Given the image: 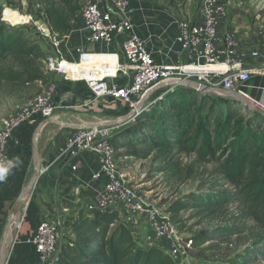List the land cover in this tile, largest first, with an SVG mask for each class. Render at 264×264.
<instances>
[{
    "label": "trees",
    "instance_id": "1",
    "mask_svg": "<svg viewBox=\"0 0 264 264\" xmlns=\"http://www.w3.org/2000/svg\"><path fill=\"white\" fill-rule=\"evenodd\" d=\"M88 1L44 0L51 35L64 37L77 30ZM54 54V47L48 52L34 37L0 20L2 82L19 90L41 84L45 62ZM6 60L10 67L3 65ZM157 104L115 132L125 143L114 148H132L125 156L139 159L159 151L171 157L173 169L182 167L184 158L195 157L186 166L188 179L197 164L218 165L210 173L217 181L204 182L198 193L168 205L167 214L173 220L187 211L191 220L218 223L195 236L188 251L193 264H264V116L244 112L224 96L182 87ZM71 235L50 264H175L158 247L142 248L117 212L81 215Z\"/></svg>",
    "mask_w": 264,
    "mask_h": 264
},
{
    "label": "built area",
    "instance_id": "2",
    "mask_svg": "<svg viewBox=\"0 0 264 264\" xmlns=\"http://www.w3.org/2000/svg\"><path fill=\"white\" fill-rule=\"evenodd\" d=\"M230 11L231 5L226 1L203 0V20L179 22L176 37L182 52L191 58L194 56L195 60L182 64L178 59L169 65L158 64L145 40L138 34L130 0L88 1L79 14V28L70 32L81 39L73 53L79 62L63 57L64 38L51 35L44 16L43 31L50 39L55 54L45 62L46 77L39 94L0 126V162L7 161L10 142L15 134L36 115L46 120L57 118V78L84 83L97 100H118L132 110L149 92L167 82L192 81L212 89L241 94V89L250 83L253 74L264 75V62L259 69H245L235 62L237 43L229 33L223 40L225 50L221 52L217 49L219 29L228 22ZM114 47L115 53L109 52ZM253 56L259 55L254 53ZM84 58L87 59L84 61ZM95 58H112L117 63L108 62L97 69H88L84 64H96ZM117 74L124 80L121 88L110 81ZM154 105L146 110H151ZM120 128L119 125L90 124L73 130L65 142V155L72 160L86 155L97 164L98 169L92 179L100 186L93 193L92 201L98 211L117 212L135 239L142 236L145 240V231H141L144 229L151 234L153 246L168 254L175 264L189 263L188 251L193 246V240L183 241L177 224L169 214L149 201L143 191L131 186L120 173L113 145L115 132ZM61 235L60 222L47 218L26 243L34 247L41 264H50L58 254Z\"/></svg>",
    "mask_w": 264,
    "mask_h": 264
},
{
    "label": "crops",
    "instance_id": "3",
    "mask_svg": "<svg viewBox=\"0 0 264 264\" xmlns=\"http://www.w3.org/2000/svg\"><path fill=\"white\" fill-rule=\"evenodd\" d=\"M133 19L138 34L145 40L149 51L158 64L169 65L180 59L188 64L195 57L183 53L176 42L178 23L183 20L202 21L203 0H130ZM231 5L229 20L219 29V51L225 50L223 42L226 34H231L237 43L235 62L245 69H259L264 62V32L260 25L251 24L249 16L251 7L247 0H218ZM78 36L69 33L64 36L65 48L62 52L67 60L76 61L73 54L80 44ZM114 47L109 52L115 53ZM106 52V50L104 51ZM108 52V51H107ZM258 53V57L253 54ZM109 63L117 60L109 58ZM59 94L56 101L58 116L55 122L46 123L41 115L19 130L10 142L7 160L18 159L19 167L15 168L6 182L0 184V249L6 239L10 245L8 255L1 264H41L34 247L26 243L36 231L39 224L47 219L74 223L81 215L93 217L96 209L92 195L99 188V183L92 176L98 166L95 161L84 155L76 160L65 155V142L75 127L85 125H110L127 117L133 110L121 101L114 99H96L87 85L64 78H57ZM110 81L121 88L124 80L120 74ZM167 90H160L154 96L157 103L165 96ZM241 94L249 101L264 109V75L253 74L250 83L241 89ZM147 96V95H146ZM149 99L146 102L149 104ZM149 111V110H148ZM63 124V125H61ZM129 123H119L121 127ZM64 125H68L66 127ZM39 136L40 180L33 193L27 197L20 210V222L14 236L7 235L12 208L20 197L27 181L34 172L35 160L33 148ZM33 175V173H32ZM27 183V184H26ZM151 193V192H150ZM143 240L138 244L149 250L153 246L150 233H143ZM7 235V237H6Z\"/></svg>",
    "mask_w": 264,
    "mask_h": 264
},
{
    "label": "rangeland",
    "instance_id": "4",
    "mask_svg": "<svg viewBox=\"0 0 264 264\" xmlns=\"http://www.w3.org/2000/svg\"><path fill=\"white\" fill-rule=\"evenodd\" d=\"M247 1L251 7V13L249 16L250 23L252 25H260L264 32V0ZM0 14L1 22L7 24L13 29H20L28 35H31L40 44L42 49L48 50V52L53 51V45L43 31L45 30L43 25V18L45 16L44 0H0ZM77 62L79 61L77 60ZM11 64L10 60H6L3 65L10 67ZM84 65L88 66V69H97L99 67L97 64H91V66ZM44 73H46V69H44ZM13 87L14 86L6 84L0 80V126L20 107L31 102L41 91L42 85L38 84L33 88L27 87L20 90ZM155 94L156 93H154V95ZM245 98L247 97L245 96ZM148 99L149 104L146 106L147 109L151 105H154L153 103L157 98L149 95ZM157 105L156 102L152 108H156ZM240 106L244 112L254 113V111L248 109L244 105ZM146 108H143V113L148 111ZM132 124L129 123L128 125L130 126ZM124 139V137L116 135L113 140L114 146L115 143H121V145L124 144ZM115 150L117 161L119 163V171L124 175L126 181L134 188L143 191L147 195L149 201L157 204L166 213L167 209H169L168 205L173 204L175 201L186 195L198 193L199 188L204 185L202 183L217 181L219 179L215 176L210 177V173L216 169L218 165L199 164H197L198 166L195 167L191 174L192 176L188 179V176H186V166H189L190 163L194 162L195 157L184 158L182 160L183 166L173 169L171 167V157L164 156L159 151H153L151 156L147 159H139L125 156L127 153L134 150L132 148L121 147L118 151L116 148ZM177 163H180L179 160H177ZM164 169H166L165 172H163ZM32 173L33 172H31L27 183L30 181ZM26 200L27 197L24 199L21 207H24ZM191 214L192 212L182 211L177 219L173 218L178 226V231L182 236L183 241L194 240L195 236L199 233L213 229L218 224L217 222L201 220L199 218L191 220L189 219ZM169 216L171 217V215ZM180 221L184 222L180 223ZM60 224L61 234L63 235V237L61 235L60 243H66L67 240H70L73 237L71 235V226L73 223L61 221ZM141 231H145L146 233V230L144 229ZM136 239L141 243L144 237L136 236ZM145 244H147L146 240ZM186 264L193 263L190 261Z\"/></svg>",
    "mask_w": 264,
    "mask_h": 264
},
{
    "label": "water",
    "instance_id": "5",
    "mask_svg": "<svg viewBox=\"0 0 264 264\" xmlns=\"http://www.w3.org/2000/svg\"><path fill=\"white\" fill-rule=\"evenodd\" d=\"M188 88V89H193L196 90L197 92H199L200 94H204V95H219V96H224L232 101H236L238 102V104L240 105H244L245 107H247L248 109L259 113L261 115L264 116V109L255 105L254 103H252L251 101H249L247 98H245V96H243L242 94H238V93H233V92H229V91H225L223 89H212L210 87H207L203 84H199L196 82H192V81H175V82H167V83H163L161 85H159L158 87H156L155 89H153L151 92H149L147 94V96H145L140 103L138 104V106L133 109V111L125 118H123L122 120H120L119 122H115L112 123L110 125H107L109 127H115L117 126L119 123H128L129 121H131L134 117H137L139 115H141L143 113V108H146V102L147 99L149 97V95H152L154 93H157L160 90H167L168 92L166 93V96L168 94L173 93L177 88ZM51 122H55L54 119H49L45 122L46 123H51ZM63 125V124H61ZM66 127H69L68 125H64ZM80 127H75V129H79ZM41 129L42 127L38 130L37 132V140L36 143L34 145L33 148V156H34V160H35V168H34V172L33 175L30 179V181L28 182L27 186L24 188L23 192L21 193L20 197L17 199L16 203L14 204L13 208H12V212H11V216H10V223H9V227L7 230V235L9 232H11L12 230V234L14 236L15 232L17 231V228L19 226V222H20V210H21V205L23 204V201L26 197L30 196L33 191L36 188L37 183L40 180V160H41V156L39 153V136L41 133ZM6 235V237H7ZM11 245V244H10ZM10 245H6V239L4 241V246L0 249V260L5 261L7 255H8V250Z\"/></svg>",
    "mask_w": 264,
    "mask_h": 264
},
{
    "label": "clouds",
    "instance_id": "6",
    "mask_svg": "<svg viewBox=\"0 0 264 264\" xmlns=\"http://www.w3.org/2000/svg\"><path fill=\"white\" fill-rule=\"evenodd\" d=\"M20 164L21 161L15 158L0 162V184L6 182L14 169L19 167Z\"/></svg>",
    "mask_w": 264,
    "mask_h": 264
},
{
    "label": "bare ground",
    "instance_id": "7",
    "mask_svg": "<svg viewBox=\"0 0 264 264\" xmlns=\"http://www.w3.org/2000/svg\"><path fill=\"white\" fill-rule=\"evenodd\" d=\"M87 58H84V61L86 60ZM110 61L109 58H95L94 59V63H96L97 65H107L108 62ZM111 73H114V72H111ZM3 260H0V264L2 263Z\"/></svg>",
    "mask_w": 264,
    "mask_h": 264
}]
</instances>
